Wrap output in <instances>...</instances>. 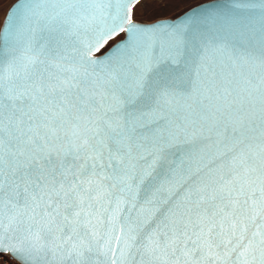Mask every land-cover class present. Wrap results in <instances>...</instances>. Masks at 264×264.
I'll list each match as a JSON object with an SVG mask.
<instances>
[{"label":"snow or ice","instance_id":"6c2138e0","mask_svg":"<svg viewBox=\"0 0 264 264\" xmlns=\"http://www.w3.org/2000/svg\"><path fill=\"white\" fill-rule=\"evenodd\" d=\"M29 2L0 30V258L264 264V0L219 24Z\"/></svg>","mask_w":264,"mask_h":264},{"label":"water","instance_id":"95a60500","mask_svg":"<svg viewBox=\"0 0 264 264\" xmlns=\"http://www.w3.org/2000/svg\"><path fill=\"white\" fill-rule=\"evenodd\" d=\"M11 9V12L9 11ZM247 10L241 7L233 6V0H202L188 8L184 9L173 17H160L151 21H138L141 23H151L153 21H164L166 23H181V20L188 17H199L203 19H215L217 24L221 23L223 19L243 20L247 16ZM30 15L29 0H12L7 6L4 15L0 22V30L7 32L9 28L13 32L19 30L22 26H26L27 17ZM7 17V19H6ZM180 19H177V18ZM124 33L121 37L115 39L107 47L100 52H95L96 57L103 56L109 49L113 47L118 41L124 39ZM38 264H61V261L55 257H48L41 259ZM137 264H140V258L137 257ZM147 264V258L144 260Z\"/></svg>","mask_w":264,"mask_h":264},{"label":"rangeland","instance_id":"374dc122","mask_svg":"<svg viewBox=\"0 0 264 264\" xmlns=\"http://www.w3.org/2000/svg\"><path fill=\"white\" fill-rule=\"evenodd\" d=\"M11 1L0 0V22ZM200 1L202 0H141V3L134 9L135 19L137 21H151L160 17H173ZM121 35L122 33L112 39H108L104 47L100 48L98 52L102 51L115 39L121 37Z\"/></svg>","mask_w":264,"mask_h":264},{"label":"built area","instance_id":"2783aa9c","mask_svg":"<svg viewBox=\"0 0 264 264\" xmlns=\"http://www.w3.org/2000/svg\"><path fill=\"white\" fill-rule=\"evenodd\" d=\"M0 263L1 264H16L15 261H13L9 258H0Z\"/></svg>","mask_w":264,"mask_h":264}]
</instances>
